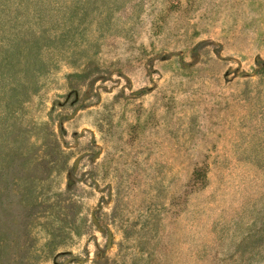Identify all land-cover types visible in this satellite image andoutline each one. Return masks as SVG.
Masks as SVG:
<instances>
[{
	"label": "rangeland",
	"instance_id": "obj_1",
	"mask_svg": "<svg viewBox=\"0 0 264 264\" xmlns=\"http://www.w3.org/2000/svg\"><path fill=\"white\" fill-rule=\"evenodd\" d=\"M0 264H264V0H0Z\"/></svg>",
	"mask_w": 264,
	"mask_h": 264
},
{
	"label": "water",
	"instance_id": "obj_2",
	"mask_svg": "<svg viewBox=\"0 0 264 264\" xmlns=\"http://www.w3.org/2000/svg\"><path fill=\"white\" fill-rule=\"evenodd\" d=\"M95 219V221L97 222V219L96 218H94Z\"/></svg>",
	"mask_w": 264,
	"mask_h": 264
}]
</instances>
